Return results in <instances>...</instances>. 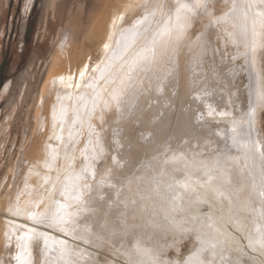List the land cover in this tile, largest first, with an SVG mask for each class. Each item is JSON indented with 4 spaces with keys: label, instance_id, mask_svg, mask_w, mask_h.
Listing matches in <instances>:
<instances>
[{
    "label": "rangeland",
    "instance_id": "1",
    "mask_svg": "<svg viewBox=\"0 0 264 264\" xmlns=\"http://www.w3.org/2000/svg\"><path fill=\"white\" fill-rule=\"evenodd\" d=\"M18 1L13 0L10 4V0H0V63L3 57L9 54V63L4 70L3 78L16 82L14 96L8 97L7 92L0 93V222L5 227L7 219H4L6 216L4 217L3 214L26 219L16 214V207L18 199L25 195L26 190L23 186L25 180L21 181V178L28 177L32 168V163L27 162V155L31 158L33 151L35 153L40 151L41 154L44 152L46 142V134L43 135L44 120L49 118L50 102L53 96L61 91L59 89H67L69 66H72L74 70V76L72 74L70 76L75 80L71 88L79 92L88 81L97 78L100 71L93 73V66L105 58V62L112 58L114 51L105 53L103 45L111 43L114 47L121 30L130 29L145 14L142 4L135 11L125 12V4H129L130 0H20L23 2L20 11L17 10ZM49 2L51 5L46 6ZM213 3L211 4L213 12L216 15L222 14L226 8V0H214ZM120 15H123V20L118 18ZM114 18L115 25L112 24ZM30 20L33 28H30ZM203 23H206L205 16L198 14L189 32L192 35L198 34L204 28ZM67 32H72L71 38L68 42L62 41L63 43L59 44L61 35ZM110 35L111 41H109ZM208 36L214 53H208L204 57V66L207 71L205 79L210 75L213 76L215 71L220 75L217 88H211L212 81L206 85L210 88L206 86L203 88L208 102L202 101L201 98L204 97L202 92L199 93L200 98H195L194 93L189 96V93L184 95L179 91L170 99L165 98V102L161 103L159 108L155 109L156 104L154 105L150 121L140 120L146 111H142L141 107L137 109L138 104L134 103L132 106L134 113L130 119L128 117L125 119L116 132H105L102 124H97L99 131H97L95 144L98 138L100 149L102 148L103 151L102 158L96 163V167L99 170L106 168L107 172L115 171L113 184L123 189L120 199L128 203L126 209L123 206L120 208V212L126 216L128 227L121 224L117 219L118 213L114 212L108 218L110 226L107 232L101 233L100 225L104 222L102 215L98 213L97 220L94 222L86 216V222L88 221L92 228L90 233H85L86 239L82 241L84 246L92 250L90 255L87 253L89 256L86 264H137V262L150 264L154 257L160 261H167L168 264H264V250L261 249L260 243L264 230L262 232L263 227L258 225L259 222L264 221L262 215L260 216L261 213L259 214L263 195L260 190L259 192L256 190L257 188L252 190L254 194L251 190L247 193V204H249L247 206L250 207V212L246 216L249 218L247 217L245 221L247 211L244 208L234 207L233 213L232 210L229 213L230 218L226 220V226L232 232L234 239L233 246L225 244L226 240L223 237H217L218 244L208 239L207 232L202 230L207 229L210 224L207 223L204 215L191 214L187 210V200L183 201V211L174 214L179 224V227L174 228L162 216L167 211V205L166 209L162 208L165 204L155 207L148 201V196L140 191L143 187L138 189L140 180L151 178V173L148 171H146V178L138 176V172L141 171V174H144L147 168L154 166V163L147 167L143 166L146 159H152L155 156L159 159L165 155L168 158L174 156L175 163L180 165L179 169H182L186 164L179 154L183 153V155L186 154L189 164H197L196 159L206 161V165L212 171H216L213 174L214 177L227 179L230 186L240 190L251 177L247 172L245 173L238 160L242 153L248 152V149L242 145H248L251 148L252 144L256 143L258 147L253 149L257 154L264 150V106L258 105L256 109L255 92L249 88L251 79L247 73L246 64L242 59L235 57L238 52L233 45L215 39L213 30L209 31ZM120 40L126 42V38H120ZM130 41L131 37H129V44ZM218 50H221L222 57ZM87 53H89L88 59L85 56ZM259 54L257 64L261 67L262 80H264V47L263 50L261 48L258 51ZM72 62L74 64H71ZM84 62L89 65V70L85 80L81 81L79 71L82 70L81 66ZM251 66L254 69L253 65ZM100 67L102 69L103 64H100ZM65 71L68 74L65 75ZM59 73L62 74L58 78L64 77L63 81L58 80L62 85L53 95L50 94L52 97L40 116L42 93L46 90L49 81ZM255 75L254 82L256 81L257 86L260 83L258 71ZM76 83L81 84L80 89L75 88ZM253 108L255 115L251 117V124H249L248 113ZM129 123L131 128L126 127ZM234 137L237 141L235 145ZM133 140L141 144L136 156L132 154ZM86 144L88 141H85L83 146ZM89 149L92 152L93 144ZM120 149L123 151V154L120 153L121 157L129 160L128 171L125 174L109 167L110 160ZM123 161L122 159L120 163L123 164ZM84 163L83 159L80 166L82 167ZM118 166L113 167L118 168ZM160 169L166 175L165 182L163 183L160 178L158 181L155 179L154 182L156 186L159 182L166 196L169 195L167 187L169 184L174 181L185 183L190 178L184 174L173 175L165 165H161ZM127 177L129 180L126 179ZM107 190L105 194L114 196L115 189L107 188ZM144 192L148 191L144 190ZM55 193L57 197L60 196L58 189ZM155 194L159 196L156 192ZM131 201H135V204ZM197 204L200 210L208 214L213 213L212 210L217 208L225 209L222 201L210 193L205 199H199ZM50 213L55 214V208L51 207L47 214L50 215ZM153 224L160 227H153ZM39 226L59 232L48 224ZM3 228L1 227L0 230V245H2L0 250L3 249L2 253L0 252V264H5L7 261L13 264L16 262V257H13L15 244H12L7 236V230ZM98 236L102 238L98 239ZM211 244H215V247L212 248ZM30 247L31 264L49 262L50 245L46 247L42 239L34 238ZM57 252L60 251L53 249L52 259ZM23 263L20 262V264Z\"/></svg>",
    "mask_w": 264,
    "mask_h": 264
},
{
    "label": "bare ground",
    "instance_id": "2",
    "mask_svg": "<svg viewBox=\"0 0 264 264\" xmlns=\"http://www.w3.org/2000/svg\"><path fill=\"white\" fill-rule=\"evenodd\" d=\"M145 2L151 3V4H154L156 2H162L166 4L168 7L164 9L163 13H161L160 11H157L155 16L150 19L149 23L142 25L140 27L139 35L134 36L130 32L127 34V36H125L126 42L124 40H121V45L127 42H128L127 44H129V37H131V41L129 44L130 45L129 51L125 54V57L123 59L120 58V48L117 46V44L115 46L113 45L114 47H112L109 50L110 52L114 51L111 55L112 56V58L110 59L111 62L107 70L103 73L105 77L111 79L113 76L122 75V73L119 70H120L121 64L124 63V59H130L131 56L134 54V52L138 51L142 46H144L146 43V40L150 39L152 32L155 31L157 27L163 26L162 21L166 20L169 14L175 17L176 7H178L180 4L191 5L192 3L195 2V0H170V1L169 0H130L129 4L127 2H126L127 4H125V8H126L125 12L135 11L137 10V7L139 5L141 4L143 5ZM213 2L214 0H211V4ZM246 2L247 0H226V8L222 14L216 15L213 12L212 6H210V9H209L210 15L201 13L200 16H205L206 18V23L205 24L203 23L204 28L196 35H192L189 32L190 28H188L187 32L185 33L184 38L179 43L174 44V53L170 56L169 60L166 61L164 65L161 67L160 75L157 76L155 74H152V75H149L147 78H145L144 84L141 86V88H139L136 91V93L126 94L122 98L124 101H126V103H124L120 108H117L115 104H112L107 109L102 108L103 100L108 99L107 92L111 91V89L116 87L117 84L105 85L104 80L100 79L101 72H99L97 78L95 79V82L99 85L95 90H93L92 88L85 87V86L81 88V91L77 90L79 92H75L71 87H68V86H67V89H59L61 91L57 92L56 95L53 96L50 102L49 118H46L44 120L45 131H43V135L46 134V142L44 145L45 148L44 146L41 148V150H43L44 148V152L41 154L40 151H38V153L37 151L36 153L33 151L31 158H29L30 155H27V158H28L27 162L28 164L29 162L32 163L31 165L32 168H31V171L29 172L28 177L23 176L21 178V181L25 180V182L23 183V186H25L26 190H25V195L21 197L20 199H18L16 211L19 213L18 215L24 216L26 217V219H23L22 217L19 218L15 216L14 217L8 216L5 214L6 216L5 219H7V222H6L7 226L4 227L3 229L7 230L6 231L7 236H9L12 244H15L13 257H17L18 255H21L22 256L21 261L24 262L23 264H31V247L30 246H31L32 240L31 241H28L27 239L20 240L18 238L21 237L22 235H26L29 228H35L36 231L38 232H47L50 236L56 237L57 239L66 240L72 250L71 255H65V256H61V253L57 252V255L53 257L52 259L51 258V256L53 255L52 251L53 249L54 250L58 249L59 251V245H53L50 241L49 245L51 246V251L48 256L50 260L49 262H46V263L68 264L69 261H71L72 264H86L87 263V257L90 255L89 253H92V250H89L88 249L89 247L87 248L86 246H84L82 241H85L86 239L85 238L86 232H84L83 229L86 226H89L90 224L88 223V221L86 222V216L88 217L89 214L79 213V209H77L75 206H67L65 208H61L60 205H71V201L66 200L61 195L57 197L55 193L56 190L58 189V193H60V188L63 184L67 183L68 185H71L73 183L74 173L80 171V168H81L80 165H82L81 162L84 159V156L81 153L85 149V146H83L85 141H89V139H91L93 141V147L95 146L96 150L98 152L100 151L99 149L101 145L95 144V138L96 136H98L97 131H99L97 130L98 129L97 127H99L97 125L98 123L102 124L103 130L105 132L106 131H110L111 133L112 131L116 132L117 129H119V127L124 123L125 119L127 117L130 119V117L134 113L133 112L134 110L132 109V106L134 105V103L138 104L137 109H140L141 107L142 111H146L144 115L140 118V120L144 122L150 121V116L153 112L154 105L156 104L155 109L159 108L160 104L165 102L164 100L165 98L170 99L174 95L178 94L179 91H181V93L184 95L189 93V96L193 95L194 93L195 98L196 97L200 98L199 96L201 95H199V93L202 92L204 94V97L201 98L202 101H205V100L207 101L205 97V90L203 89L204 86H206L209 83V81H212L213 83L210 84L211 88L216 87L218 85L217 81L219 80V77H220V75L217 74V72L215 71L213 72V76L210 75L209 78L205 79L206 78L205 74H207V71L204 66L205 65L204 57L208 53L209 54L214 53V48L212 47V44L210 43V39L208 36L210 30L211 31L213 30L216 40H220L222 43H225V42L230 43L231 45H233L235 50H237L238 55L235 57L237 59H242L245 62L247 73L251 79V84L249 88L252 89L253 91L256 89V87L258 86V85L256 86L255 84L256 81L254 82L256 78L255 76L257 75V74L255 75L256 71H258L259 80L260 81L262 80V72H261L262 70H261V67H259L257 63H259L258 56H260V54L258 55V51L261 48L263 50V47L261 45L264 39H261L260 36H257V41H256L257 47H256L254 58L251 55L246 57L244 53L246 51H250L251 46H252L253 18L256 17V13L264 11L263 10L264 8L260 6L259 0H252L253 7L249 12V16L247 20L245 21L244 16H243V9H238L237 11H233L232 4L235 3L239 6ZM226 14H227V18L225 20L220 21V23L218 24L217 23L210 24V20L214 21L219 17L225 16ZM192 25H193V21H192ZM242 25L246 26L247 28V33H248L247 37H243L240 35ZM145 28L149 29L147 33H145L144 31ZM256 31L257 33L261 32L259 18H257ZM120 38L121 36L119 34L118 39ZM218 51L220 53L221 50H218ZM220 56L222 57L221 53H220ZM108 62L109 61L105 63H108ZM251 65H253L256 71H254ZM104 68H105V64H103L102 70ZM236 70L237 69L235 68L234 69L235 74H236ZM71 74L72 72H70L68 76H70ZM60 75L61 74H59L56 79H54L53 81H50L47 84L46 90L42 94L41 108L39 109L40 116L42 115L43 109L45 108V106L47 108V103L49 102L53 93L58 91V88L62 85V83L58 81L60 80V78H58ZM68 82L73 83V80L68 81ZM206 87L210 88V86H206ZM105 88L107 89V91L104 90ZM191 89L193 90L192 92H191ZM50 94L52 95L50 96ZM81 96L85 98L83 101L77 99L78 97H81ZM93 100H95L97 104V107L95 108V110H93ZM62 106L67 109V115H66V118L63 120V122H61L60 120V110ZM258 107L259 106L257 105L256 109ZM77 111L79 115H77ZM54 116L56 117L55 119H54ZM101 117H102V120H101ZM73 121H77V123L73 124ZM61 123H63V133H62L63 139L57 140L56 136L61 134ZM89 124L92 125L91 128L89 127ZM128 126L129 128H131V123L126 125L127 128ZM69 131L73 133V141H75L74 144L72 141L69 140V135H68ZM86 131H89V132H86ZM120 143L123 144V142H120ZM132 144H133L132 154H135L136 156V153L141 147V144L137 140H133ZM89 148H90V145H88V155H91L92 152L89 151L90 150ZM249 149L251 150H248L247 154L242 153L241 158L240 159L238 158V160H240L242 164V168L245 170V173L247 172V174L251 176V177L249 176L250 177L249 181L246 182L244 180L246 184H243L240 190H236L235 187L230 186L229 183L225 184L224 181H228V180L223 179V178L217 181L214 180L211 184V187L224 188L226 190V195L229 196V199L225 200V199L216 197L222 201L225 209L217 208V209L212 210L213 213H210V214L204 213L202 210L199 209L200 206L199 204H197L198 200L205 199L207 194L209 193L211 194L209 186L206 184V181H207L206 172L210 168L208 167V165H206L207 164L206 161L204 160L202 161L199 159H196L197 164H189L188 159L185 156L186 154L183 155V153L179 154V157L182 158V160L186 164V166L182 169H179L180 165L175 163L176 158L174 156H172L173 158H170V157L168 158V156L165 155L161 159L157 158V156L155 157L151 156L152 159L151 158L146 159L142 165L147 167L149 164L153 165L154 163V166L150 165L154 168L152 167L147 168L144 174H141V171L138 172V176L140 178H146V173H147L146 171L151 173L150 175L151 178H149V180L142 179L138 182L139 184L138 189L140 190L143 187V189H141L140 191L143 194H146V196H148L149 198L148 201H150L151 204H153L155 207L165 204L164 206H162V208L166 209V205H167L166 202L170 199V196L169 195L166 196L165 191L161 190L159 182L157 183V186H156V183L154 182L155 179H157L158 181L159 180L158 178H160V180L163 183L165 182L164 178H166V175H164V172L160 169L161 165H165L166 169L170 171L173 175L184 174L186 176H189L190 178L186 182L189 183L192 187L196 188V194L191 195L190 199H186L188 202L187 210L191 212V214L198 213L202 216L204 215L207 223L211 225V227H207V229L202 230V232L203 231L207 232L206 237L208 239H210V235H215L216 240L215 241H212L211 239L210 240L214 242L215 244H218L217 237H223L226 240L225 244L233 246L234 239L232 237V232L226 226V220L230 218V214H229L230 211L232 210V213H233L234 207H240V209L244 208L247 211L245 214V221H246L247 217L249 218V216H246V215H248V212H250V209H249L250 207H248L249 204H247V198H248L247 193H249V190H251L252 192V190L253 189L255 190L256 188L258 192L260 190L261 193H264V178H262V175H261V160H260L259 154H257L253 148H249ZM120 153L123 154V151H121V149L120 151L116 152L114 156L115 160L114 159L110 160L109 167H111L114 170H118L117 172L119 173L125 174V172L128 171L127 167L129 166V163H128L129 160L128 159L125 160V157L123 156L121 157L122 154L120 155ZM54 154H55V159L53 158ZM72 157H74V161L70 159ZM122 159L124 160L123 164L120 163ZM167 160H168V163H167ZM193 160L195 161L194 158ZM209 161L212 162L213 160H209ZM161 162H163V164H160ZM117 165H119L118 168H116ZM113 166H116V167H113ZM121 166H122V169H121ZM95 170L97 173V176H96L97 182L101 179L102 176L108 173L106 168L103 170L102 169L99 170L96 167ZM215 172L212 171V175ZM114 173L115 171L113 172L110 171V175L107 178L108 182L111 181L112 184L115 181L113 177ZM126 179L129 180V177H127ZM201 185H203V187H201ZM106 190H107V187H105V189L103 190L104 193H106ZM144 190H147L148 192L145 193ZM152 190H154V192H152ZM157 190L159 192L158 194L159 196H156L155 194V192L157 193ZM189 191H191V188L189 189ZM251 192H250V195H251ZM197 193H200V194H197ZM253 196L255 197L256 193ZM253 196L252 197L250 196V197L253 198ZM261 200L263 203L262 205L259 204L261 206L260 207L261 212H259V214L261 213L260 216L262 215L261 217L264 220V195ZM258 203H261V202L258 201ZM95 206L99 207V205H95ZM183 206H184V203H183ZM51 207L55 208V213L59 212L61 215H63L65 212L78 213V215L74 217L76 219L77 224L79 225L75 235L57 232L53 230L52 228H44V226L41 227L39 225L34 224L33 221L28 218L31 213L47 214L51 210ZM49 216H51V213ZM162 216H164V214H162ZM97 217H98V214H97ZM258 225L263 227L262 228V232H263L264 221H261V223L259 222ZM237 227H241V226L237 225ZM263 236H264V232H263ZM79 237H83V238H79ZM21 244H24L25 247H21L20 246ZM217 249L219 250V247ZM21 261L16 259V262H14L13 264H20ZM5 264H12V263L7 261Z\"/></svg>",
    "mask_w": 264,
    "mask_h": 264
},
{
    "label": "snow or ice",
    "instance_id": "3",
    "mask_svg": "<svg viewBox=\"0 0 264 264\" xmlns=\"http://www.w3.org/2000/svg\"><path fill=\"white\" fill-rule=\"evenodd\" d=\"M260 6L264 8V0H259ZM211 6V0H195L191 5L189 4H180L176 7V15L173 17L171 14L168 15L166 20L162 21L163 26L157 27L155 31L152 32L150 39L146 40L144 46H142L138 51L134 52L130 59H124V63L121 64L120 72L122 75L113 76L111 79L105 77L103 73L107 70L110 60L108 63H105L104 60H101L100 63L93 66V73L100 71L101 77L100 79L104 80L105 85L108 84H117L116 87L112 88L111 91L107 92L108 99L103 100L102 108L107 109L112 104H115L117 108H120L126 101L122 98L126 94H134L136 91L141 88V86L145 82V78L149 75L155 74L157 76L160 75L161 67L164 65L166 61L169 60L170 56L174 53V44L179 43L185 36L188 28L192 26V21L197 18L198 14H208L210 15L209 9ZM145 9L144 16L137 20L135 24L132 25L130 29H124L121 31L120 36L121 39H124L127 33L131 32L134 36L140 34V27L150 22V19L155 16L157 11L163 13L164 9L168 7L166 4L162 2H156L154 4L149 5V3L145 2L141 5ZM253 7L252 0H247L246 3L242 5H237L235 3L232 4V10L237 11L238 9H243V16L245 21L249 16V12ZM120 20H123V15L118 17ZM227 18V14L225 16L219 17L214 21L210 20V24L212 23H220ZM257 18H259L261 32L257 33L256 24ZM116 19L114 18L112 24L115 25ZM145 33L149 31L148 28H145ZM247 28L246 26H241L240 35L243 37H247ZM257 36H260L261 39H264V11L256 13V17L253 18L252 21V46L250 51H246L244 55L248 57L249 55L253 56L256 52V41ZM112 37L109 36V41H111ZM117 46L120 48V58H124L125 54L129 51L130 45L124 43L121 45V40L118 39L116 41ZM264 47V44L261 45ZM111 43H105L103 45V49L105 53H107L111 49ZM247 62V61H246ZM100 64H105V68L102 70ZM89 65L85 64L83 69L79 71V79L84 81L86 78V74L88 73ZM62 81L64 77L60 78ZM69 81L73 80L74 77L70 76ZM118 82V83H117ZM68 87H73L72 83L67 85ZM99 85L95 82V79L88 81L85 87L92 88L95 90ZM75 88L80 89L81 84L76 83ZM107 91V89H104ZM159 90V89H158ZM255 91V100L257 105L264 106V80H261ZM78 100L83 101L85 98L83 96L78 97ZM97 107L96 101L93 100V110ZM211 114V113H210ZM67 109L63 106L60 110V120L66 118ZM77 115H79L77 111ZM249 124H251V117L255 115V109H250L249 113ZM56 117L54 116V119ZM102 120V117H101ZM77 123V121H73V124ZM91 128L92 125L89 124ZM235 129H233L234 131ZM63 123H61V134L56 136L57 140L63 139ZM69 140L73 141V133L69 131ZM97 145L99 144V139L96 141ZM237 143L235 137L233 138V144ZM93 141L89 139L88 145H92ZM88 145L85 146V149L82 151V155L84 156L85 163L80 168L79 172L74 173V180L71 185L67 183L63 184L60 188V195L64 197L66 200L71 201V205H60L61 208H65L67 206H75L79 209V213H88V219L92 222L96 220L97 214L100 213L102 215L103 224L100 225V232L104 233L108 230V218L110 214L113 212L118 213L117 219L121 222L122 225L128 227L127 219L124 213L120 212L121 206L125 209L128 207V203L121 200V194L123 189L117 187L115 184L108 182V176L110 175V171L106 173L101 179L96 181V163L102 158L101 153L103 149L101 148L98 152L96 147H93L92 154L88 155ZM245 149H249L248 145H242ZM258 145L253 143L251 148H257ZM259 157L261 160V175L264 178V151H259ZM55 159V154L53 156ZM74 161V157L70 158ZM115 160V158H113ZM204 166V165H202ZM206 167V166H204ZM207 181L206 184L209 186L210 192L213 197H219L221 199H229V196L226 195V190L224 188H214L211 187L212 182L215 179H219V177H214L212 175V169H209L206 172ZM225 184L228 181H224ZM55 187V185H54ZM105 187L109 189H115L114 196L107 195L104 193ZM168 193L170 199L167 201V211L164 213V220L170 224L172 227H179V224L175 220V213L183 211L182 202L186 199H190L191 195L196 194V188L192 187L189 183H181L180 181H174L168 186ZM203 187V185H201ZM191 188V191L189 189ZM157 194H159L157 190ZM264 195V193H262ZM131 203L135 204V201H131ZM95 205H99L96 207ZM19 214L18 212L16 213ZM78 213H70L65 212L61 215L59 212L48 216L44 213H31L29 215V219L33 221L34 224H48L49 227H55L59 232L67 233L70 235H75L79 225L76 222V217ZM153 227H160L159 225L153 224ZM211 227V225H209ZM84 232L90 233L92 231L91 226H86L83 229ZM218 231V230H217ZM42 239L44 245L47 247L49 242L53 245H59V251L61 256L71 255L72 250L68 245L66 240L57 239L56 237L50 236L47 232H38L35 228H29L26 235H22L18 239L31 241L32 239ZM83 238V237H79ZM98 239L102 238L101 236L97 237ZM210 239L212 241L216 240L215 235H210ZM219 242V241H217ZM226 242V241H225ZM261 249L264 250V237L261 240ZM252 242L250 241V246ZM21 247H25L24 244L20 245ZM212 248L215 247V244L210 245ZM203 251V249H201ZM17 260H22V256L18 255L16 257ZM68 264H72L71 261ZM137 264H141V262H137ZM150 264H168L167 261H160L158 258H153Z\"/></svg>",
    "mask_w": 264,
    "mask_h": 264
},
{
    "label": "flooded vegetation",
    "instance_id": "4",
    "mask_svg": "<svg viewBox=\"0 0 264 264\" xmlns=\"http://www.w3.org/2000/svg\"><path fill=\"white\" fill-rule=\"evenodd\" d=\"M13 3V0H10V4H12ZM21 3H23V2H20V0L18 1V6H17V10H19L20 11V8H21ZM43 4V3H42ZM34 5H35V2H34ZM48 5H51L50 4V2L49 3H47L46 4V6H48ZM29 23H30V28H33V26H32V22H31V20L29 21ZM29 28V27H28ZM71 34H72V32L70 33H65V34H62L61 35V38L59 39V44L61 43H63L62 41H64V42H68V40L71 38ZM83 37V36H82ZM67 44V43H66ZM56 50H55V55H56ZM85 56H87V59H88V57H89V53H87ZM71 60H73V59H71ZM70 60V61H71ZM86 62V61H85ZM83 63L82 64V69H83V67H84V65L86 64V63ZM9 63V54H8V56L7 55H5L4 57H3V60H2V62L0 63V93H2V92H4V93H6L7 92V96L9 97L10 95H15V92H13V90H14V88H15V85H16V82H14L13 80H11V79H4L3 78V74H4V70L6 69V66H7V64ZM71 64H74V62H72ZM80 66V65H79ZM69 69L70 70H68V73L69 72H72V76H74V70L72 69V66H69ZM80 70V69H79ZM68 73H66V74H68ZM59 74H62V73H59ZM59 74H57V75H55L54 77H53V79H51V81H53L54 79H56L57 78V76L59 75ZM65 74V75H66ZM69 78V77H68ZM75 80L73 79V82H74ZM50 82V81H49ZM8 90V91H7ZM3 93V94H4ZM43 94V93H42ZM4 212H6V211H4ZM3 214V213H2ZM3 216L5 217V215L3 214ZM5 219V218H4ZM0 223H2V222H0ZM1 227L3 228V227H5V225H3V223L2 224H0V230H1ZM0 234H1V231H0ZM1 236V235H0ZM2 245H0V247H1ZM1 251H3V249L2 250H0V252ZM2 253V252H1Z\"/></svg>",
    "mask_w": 264,
    "mask_h": 264
}]
</instances>
